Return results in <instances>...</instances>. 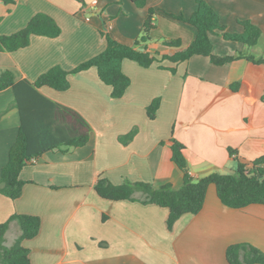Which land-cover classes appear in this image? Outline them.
<instances>
[{
    "label": "crops",
    "instance_id": "0c3cea01",
    "mask_svg": "<svg viewBox=\"0 0 264 264\" xmlns=\"http://www.w3.org/2000/svg\"><path fill=\"white\" fill-rule=\"evenodd\" d=\"M93 1L0 0V35L20 30L39 12L51 15L62 28L56 38L34 35L26 48L0 51V75L9 69L17 83H33L55 65L71 71L104 51L102 32L136 46L149 9L156 10L152 39L137 49L160 58L150 67L123 61L131 84L121 98L112 96V87L101 80L96 67L70 74L65 91L38 89L90 125L89 141L45 152L25 166L22 196L13 200L0 193V225L14 214L41 218L39 234L24 241L32 264H230L227 250L233 244L249 243L264 251V204L231 208L220 200L214 184L202 210L183 215L171 230L169 210L142 202L141 193L132 200L114 201L95 190L102 177L117 185L143 181L179 189L184 173L172 160L173 139L185 146L194 179L232 173L239 164L251 169L264 156V64L253 69L247 59L264 58V0H207L228 32H243L240 20L252 21L263 32L253 47L213 34L214 55L241 54L222 65L204 55L183 62L162 59L196 37L194 26L164 11L189 17L197 9L196 0H147L143 8L132 0ZM171 39H180L182 46H167L165 41ZM156 98L161 104L151 119L147 108ZM15 102L14 88L0 91V179L21 127ZM55 113L57 140L83 131L72 114L60 107ZM134 128L138 131L133 140L122 144L119 136ZM21 232L19 222L12 221L5 245L11 246Z\"/></svg>",
    "mask_w": 264,
    "mask_h": 264
},
{
    "label": "trees",
    "instance_id": "16d2710c",
    "mask_svg": "<svg viewBox=\"0 0 264 264\" xmlns=\"http://www.w3.org/2000/svg\"><path fill=\"white\" fill-rule=\"evenodd\" d=\"M7 4L14 3V0H2ZM138 7L143 8L147 0H132ZM197 9L189 17L183 14H174L164 11L171 18L188 23L195 27L196 37L185 49L176 51L173 55H164L162 59H169L173 62L187 61L195 55L209 56L216 65H222L238 59L239 55L219 57L213 53V34H222L230 41L240 42L244 45L256 46L262 37V30L250 20H240L239 24L244 27L241 33H231L226 26L221 24L220 16L207 0H196ZM155 9H149V16L144 24L142 36L136 44H142L152 39L151 31L154 28L153 17ZM62 33V28L51 15L43 12L36 13L28 24L20 30L0 35V51L13 52L30 45L32 36H44L56 38ZM106 38V48L101 53L80 63L71 71L60 65L51 67L42 73L35 82L28 80L17 83L13 71L7 69L0 75V91L7 88H14L16 94L15 105L20 109L21 127L16 142L10 149L9 160L3 167L0 179V193L16 200L23 194L26 181L21 178L25 166L42 156L45 152L62 149V147H80L87 144L90 137V125L79 115L71 110L50 102L39 94L41 87H50L58 91H65L70 88V74H76L92 67L98 69L101 80L112 87V96L121 98L131 84L130 77L123 71V61L131 59L143 67H150L155 61L160 60L158 54H150L118 41L109 34L102 32ZM169 47L180 48V39L166 40ZM161 59V60H162ZM253 69L264 64V58H257L255 55H247ZM175 72V68H170ZM238 84L235 85L237 87ZM26 86L28 88H23ZM37 96L41 100H36ZM46 101L41 107L35 102ZM161 99L156 98L148 106L147 112L151 119H154L160 108ZM58 107L76 117L83 131H76L71 136L60 140L56 139L53 133V115ZM64 115L65 112L61 111ZM80 130V129H79ZM138 129L134 128L129 133L119 136L122 144H128L133 140ZM172 160L184 173V183L179 189L171 184L155 186L152 183L138 181H126L117 185L108 178L102 177L95 184L96 192L105 199L120 201L134 199L136 193H141L142 202L155 204L169 210L167 226L171 230L176 222L185 214H198L205 203L208 188L211 184L216 186L220 200L231 208H243L251 204H264V156L253 162V167L247 169L245 165L239 164L238 168L228 174L212 172L208 175L194 179L190 174L187 159L184 153L185 146L172 140ZM262 175V176H261ZM17 220L21 227V235L11 246L4 243L5 232L10 223ZM42 220L39 216L30 214H14L8 221L0 225V264H32L30 249L24 245L25 240L35 238L41 229ZM227 259L230 264H264V251L249 244L239 243L229 246Z\"/></svg>",
    "mask_w": 264,
    "mask_h": 264
},
{
    "label": "built area",
    "instance_id": "2783aa9c",
    "mask_svg": "<svg viewBox=\"0 0 264 264\" xmlns=\"http://www.w3.org/2000/svg\"><path fill=\"white\" fill-rule=\"evenodd\" d=\"M93 4H97V0H94V1H93ZM33 161H34V160H33Z\"/></svg>",
    "mask_w": 264,
    "mask_h": 264
},
{
    "label": "rangeland",
    "instance_id": "374dc122",
    "mask_svg": "<svg viewBox=\"0 0 264 264\" xmlns=\"http://www.w3.org/2000/svg\"><path fill=\"white\" fill-rule=\"evenodd\" d=\"M263 47H264V45H263Z\"/></svg>",
    "mask_w": 264,
    "mask_h": 264
},
{
    "label": "water",
    "instance_id": "95a60500",
    "mask_svg": "<svg viewBox=\"0 0 264 264\" xmlns=\"http://www.w3.org/2000/svg\"><path fill=\"white\" fill-rule=\"evenodd\" d=\"M262 176V175H261Z\"/></svg>",
    "mask_w": 264,
    "mask_h": 264
}]
</instances>
